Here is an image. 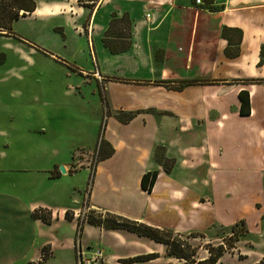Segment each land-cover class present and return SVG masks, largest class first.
I'll return each instance as SVG.
<instances>
[{"label":"crops","instance_id":"1","mask_svg":"<svg viewBox=\"0 0 264 264\" xmlns=\"http://www.w3.org/2000/svg\"><path fill=\"white\" fill-rule=\"evenodd\" d=\"M33 1L26 17L39 26L23 38L30 53L95 87L62 88L56 109L45 100L32 110L22 100L5 105L36 126L0 147V264H77L78 246L84 259L100 251L101 264L147 254L158 258L133 264L170 263L164 246L128 232L85 223L78 236L84 205L180 235L211 236L243 221L262 236L264 0ZM123 16L122 36L108 39L128 49L114 54L104 38ZM242 91L247 116L239 114ZM71 103L77 113H67ZM101 142L113 152L98 161ZM78 153L97 158L91 177ZM157 153L172 162L170 172ZM77 164L83 181L91 178L87 197L84 183L67 179ZM151 172L148 193L140 182Z\"/></svg>","mask_w":264,"mask_h":264},{"label":"rangeland","instance_id":"2","mask_svg":"<svg viewBox=\"0 0 264 264\" xmlns=\"http://www.w3.org/2000/svg\"><path fill=\"white\" fill-rule=\"evenodd\" d=\"M32 26H39V23H33L32 20L25 16L13 22V34L0 31V147L9 142L16 132H19V134L31 133L35 130L36 126L34 123H28L29 117L22 115L21 108L19 111L18 106L13 105V107L7 108L5 105H12L16 101L22 100L25 101V108L32 110V104L36 101L41 102L45 100L44 103L48 102L54 105L56 109L60 108L61 104H63L62 88L95 87L93 84L86 85L88 81L85 82V85L78 86L81 79L73 75L67 68L47 60L43 56H40V54L33 55V53H30L32 49L27 47L30 45L23 38L29 39L33 35ZM55 34L58 37L61 36L59 32ZM61 109L63 110L64 107H61ZM66 110L68 114L70 112H78L77 109L73 108L72 103L68 105ZM103 113V117H105L107 112H104V109ZM103 124L104 120H102L101 129L103 128ZM62 128L70 133L74 131V126L72 125L65 124L62 125ZM75 143L70 142V148L76 147ZM82 153H78L76 155L77 158L74 160L86 159L90 161V158H87ZM0 158L2 157L0 156ZM96 159L94 156L90 164L87 165L90 169V177L93 174V166ZM77 165H75V167L77 166V169L74 171H77L75 176H68L67 179L76 185L84 183L87 194L86 190L89 192L91 178L88 180V177H86L85 181H83L82 176H84L85 172L83 170L78 172L81 167H79L80 164ZM241 229L242 226H237L236 228L237 231ZM187 236L183 235L184 238H187ZM235 236L229 230H216L214 235H205L204 237H197L195 239L187 238V241L191 246L195 247L197 253L196 259L202 260L208 257L207 245L217 246L218 244H223V240L226 242ZM233 246L235 247L233 254L227 253L221 257V259L223 258L222 264H253L259 258L258 255H263L264 257V234L258 236L254 232H249L238 243H234ZM239 255H241V259H239ZM165 259L166 261L170 260V264L177 263L176 260L168 259L166 256ZM98 264H101V262Z\"/></svg>","mask_w":264,"mask_h":264},{"label":"trees","instance_id":"3","mask_svg":"<svg viewBox=\"0 0 264 264\" xmlns=\"http://www.w3.org/2000/svg\"><path fill=\"white\" fill-rule=\"evenodd\" d=\"M84 1H94V0H79L80 3ZM35 10V2L33 0H0V31L6 32L8 34L12 33V24L14 21L18 20L20 17H25L31 14ZM22 13V14H20ZM125 21V16L121 19H114L110 23V27L107 30V36L104 38V44L110 50V52L117 54L124 52L128 49V45H119L117 48L112 47L109 44V39H115L116 37H121V33L118 29V25ZM231 45V41H229ZM228 56L235 54H230L229 49L227 52ZM240 109L239 114L241 116H247L250 114V102L249 95L247 92L242 91L239 93ZM112 149L108 152L102 149V142L100 143V156L99 159L103 160L112 154ZM158 161L163 164V169L165 172H170L172 169V162L164 159L163 156H159L157 153ZM157 173L151 172L143 175L141 178L140 186L145 192L150 193L156 181ZM35 217H38L37 213ZM44 222H48L43 218ZM86 224L94 227H99L108 231H124L134 234L140 238H146L154 243L160 244L165 248V256L168 259H174L177 261L176 264H217L221 257L225 254H233L235 247L234 243H238L241 238L245 237L248 232L245 228L244 222L239 221L234 224L229 232L235 237H231L230 240H223V244H218L217 246L207 245L206 250L208 252V257L202 260L196 259V249L191 246L187 241V238H197L204 237L202 234L190 233L187 238L183 235L175 234L171 231L161 230L154 228L142 223L126 219L111 213H94L89 212L86 220ZM237 226H242L240 231H237ZM226 243V244H225ZM158 258L157 254H147L141 255L134 258L122 260L123 264H133L141 262H149ZM239 255V259H241ZM170 264V263H169ZM256 264H264V259H261Z\"/></svg>","mask_w":264,"mask_h":264},{"label":"built area","instance_id":"4","mask_svg":"<svg viewBox=\"0 0 264 264\" xmlns=\"http://www.w3.org/2000/svg\"><path fill=\"white\" fill-rule=\"evenodd\" d=\"M196 4H200V0H195ZM148 17V16H147ZM88 193V191H87ZM87 197V194L86 196ZM90 211L84 205L82 209L75 215L76 217V222H77V235L79 236V233L81 232L82 226L86 223L88 213ZM77 247V246H76ZM77 264H98L99 262L102 261V254L100 251H94L89 259H84V253L81 252V249L79 246L77 247Z\"/></svg>","mask_w":264,"mask_h":264},{"label":"water","instance_id":"5","mask_svg":"<svg viewBox=\"0 0 264 264\" xmlns=\"http://www.w3.org/2000/svg\"><path fill=\"white\" fill-rule=\"evenodd\" d=\"M59 171L61 174H65L64 168L63 167H59Z\"/></svg>","mask_w":264,"mask_h":264}]
</instances>
